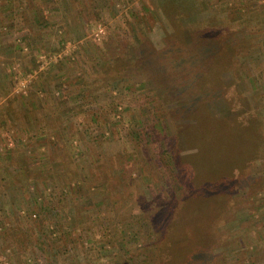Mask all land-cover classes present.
<instances>
[{"label":"rangeland","instance_id":"374dc122","mask_svg":"<svg viewBox=\"0 0 264 264\" xmlns=\"http://www.w3.org/2000/svg\"><path fill=\"white\" fill-rule=\"evenodd\" d=\"M0 264H264V0H0Z\"/></svg>","mask_w":264,"mask_h":264},{"label":"built area","instance_id":"2783aa9c","mask_svg":"<svg viewBox=\"0 0 264 264\" xmlns=\"http://www.w3.org/2000/svg\"><path fill=\"white\" fill-rule=\"evenodd\" d=\"M26 49V48H25ZM70 48H67L65 50V52L67 53L69 51ZM60 57V55H59ZM56 59V58H55ZM39 62H41L40 66L38 67L39 69H42L44 67V65H46V56H40V60ZM34 74H36V71L33 70L32 73L27 74L25 77H23L22 75H15L14 79L16 82V88L15 91H26V88L28 87V82L30 81V78L34 76Z\"/></svg>","mask_w":264,"mask_h":264},{"label":"crops","instance_id":"0c3cea01","mask_svg":"<svg viewBox=\"0 0 264 264\" xmlns=\"http://www.w3.org/2000/svg\"><path fill=\"white\" fill-rule=\"evenodd\" d=\"M61 17V16H60ZM58 18V17H57ZM65 20H67V19H65ZM56 21H60L59 19H56V16H53L52 17V19H50V20H46L45 18L43 19V18H41L40 20H39V25L41 26V28L42 29H40V28H38V30H39V33L40 34H42L43 32H45V34H47L48 33V31H50V30H48V28H46V27H49L48 25H50V22H56ZM69 21V20H68ZM48 22V23H47ZM46 26V27H45ZM22 31V30H21ZM49 34V33H48ZM29 36H31L30 35V33H29V30H27V29H25V30H23V32H22V35H20V37L21 38H23L25 41H27V39L29 38ZM19 37V38H20ZM44 37H42L41 39H43Z\"/></svg>","mask_w":264,"mask_h":264},{"label":"trees","instance_id":"16d2710c","mask_svg":"<svg viewBox=\"0 0 264 264\" xmlns=\"http://www.w3.org/2000/svg\"><path fill=\"white\" fill-rule=\"evenodd\" d=\"M208 226H209V224H205V227H204V229L203 230H206L207 228H208ZM193 228V227H192ZM195 230H197V228H195V229H188V231H187V233L186 234H188V236L191 238V234L195 231ZM198 231V230H197ZM189 232V233H188ZM180 234V228L178 229V231H177V233H176V235H179ZM174 237V236H173ZM171 238V237H170ZM191 243V241H189L188 243H186V245L188 244H190ZM185 245V246H186Z\"/></svg>","mask_w":264,"mask_h":264}]
</instances>
